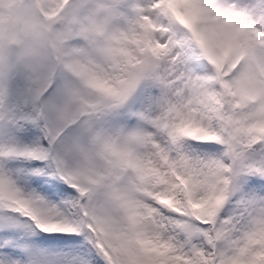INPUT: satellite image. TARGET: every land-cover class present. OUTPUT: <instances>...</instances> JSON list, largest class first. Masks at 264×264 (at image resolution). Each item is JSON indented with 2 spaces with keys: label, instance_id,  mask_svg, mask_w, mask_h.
I'll list each match as a JSON object with an SVG mask.
<instances>
[{
  "label": "snow or ice",
  "instance_id": "1",
  "mask_svg": "<svg viewBox=\"0 0 264 264\" xmlns=\"http://www.w3.org/2000/svg\"><path fill=\"white\" fill-rule=\"evenodd\" d=\"M0 264H264V0H0Z\"/></svg>",
  "mask_w": 264,
  "mask_h": 264
}]
</instances>
